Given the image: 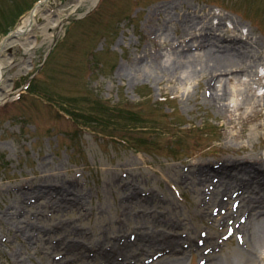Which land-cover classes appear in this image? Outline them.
Returning <instances> with one entry per match:
<instances>
[{"label":"rangeland","instance_id":"1","mask_svg":"<svg viewBox=\"0 0 264 264\" xmlns=\"http://www.w3.org/2000/svg\"><path fill=\"white\" fill-rule=\"evenodd\" d=\"M38 1L0 0V45ZM173 1L210 10L215 24L219 14L228 17L225 27L240 22L244 34L251 30L259 39L264 54V0H97L95 4L48 0L42 6L53 18L37 14L31 30L32 54L16 45L5 51L18 59L31 56V61L26 74L13 69L12 96L0 102V216L10 206L21 205L16 192L31 191L51 174H59L53 183L77 180L90 195L83 202V216L71 211L63 194L61 204L40 196L37 202L47 205L40 207L46 210L43 214L56 216L61 211L66 221L84 226L89 233L115 225L121 195L106 184L115 177L118 185L130 183L174 200L182 214L195 207L194 193L179 181V172L192 162L215 160L224 150L225 111L210 104L204 83L198 85V71H207L206 56L185 66L175 60L171 46L158 57L152 41L142 37L152 29L148 26L160 25L154 8ZM175 37V30H170L169 39ZM144 48L151 52L146 63L130 59V53ZM257 69L264 74V63ZM260 82L264 83L261 75ZM261 99L264 107V95ZM259 122H264V115ZM260 137L254 143H261L263 154L264 129ZM244 142L255 151L251 140ZM241 155L225 152L229 157ZM29 209L37 208L26 206L23 212ZM163 211L167 213L165 207ZM199 220L193 219L190 226ZM210 225L200 220L196 228L211 232L225 250L235 247L237 241H229L226 233L228 225L213 229ZM7 226L0 222V264L18 256L4 240ZM16 240L20 258L41 264L39 254L33 250L28 254ZM188 260L186 264L192 261L190 256ZM193 262L202 264L196 255Z\"/></svg>","mask_w":264,"mask_h":264},{"label":"bare ground","instance_id":"2","mask_svg":"<svg viewBox=\"0 0 264 264\" xmlns=\"http://www.w3.org/2000/svg\"><path fill=\"white\" fill-rule=\"evenodd\" d=\"M91 1L95 4L97 0ZM39 12L47 20L53 18L42 5L35 7L0 45V102L12 96L13 69L16 74H26L31 61V56L18 59L5 51L16 45L32 54L35 42L31 30ZM153 13L158 14L160 25L156 29L148 26L152 29L142 35L152 41V52L163 57L162 51L171 46L175 60L185 66L206 56L207 71H198V85L202 87L204 83L203 93L210 104L225 111V120L221 122L227 143L224 150L215 160L195 161L179 172V181L194 193L195 207L188 215L182 214L174 200L161 199L153 190L145 191L130 183L118 185L115 177L106 182L111 191L121 195L115 225H105L101 233H89L84 226L66 221L61 211L56 216L43 214L46 210L40 207L47 205L37 202L40 196L60 203L63 194L71 211L77 210L83 216V202L90 195L75 179L53 183V177L59 178V174L46 175L45 182L34 184L31 191L16 192L21 205L13 209L10 206L0 216V222L8 224V238L4 240L18 253L8 264H27L20 258L13 238L28 254L31 250L39 254L41 264H186L189 256L190 264H194L195 255L202 264H264V153L259 152L261 143H254L264 129V122L258 123L264 115V94L257 93L261 85L257 66L264 63L259 39L252 36L251 30L244 34L238 21L225 27L228 17L224 14L217 16L219 21L215 24V14L210 10L181 1L158 5ZM48 24L42 27L44 31ZM170 30H175L174 39H169ZM158 34L166 38L161 40ZM150 55L144 48L129 57L134 62L146 63ZM230 99L233 104L227 102ZM245 139L252 141L255 151H250ZM226 151L243 155L229 157L225 156ZM26 206L37 208L28 211L34 217L23 212ZM198 218L211 224V229L228 225L226 233L229 241H237L235 247L225 250L211 232L196 228L200 220L190 226Z\"/></svg>","mask_w":264,"mask_h":264},{"label":"water","instance_id":"3","mask_svg":"<svg viewBox=\"0 0 264 264\" xmlns=\"http://www.w3.org/2000/svg\"><path fill=\"white\" fill-rule=\"evenodd\" d=\"M9 38V37H8Z\"/></svg>","mask_w":264,"mask_h":264}]
</instances>
